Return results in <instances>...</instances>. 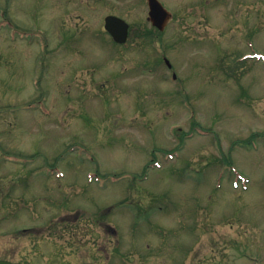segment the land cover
<instances>
[{"label":"rangeland","instance_id":"374dc122","mask_svg":"<svg viewBox=\"0 0 264 264\" xmlns=\"http://www.w3.org/2000/svg\"><path fill=\"white\" fill-rule=\"evenodd\" d=\"M162 1L0 0V258L264 264V0Z\"/></svg>","mask_w":264,"mask_h":264},{"label":"water","instance_id":"95a60500","mask_svg":"<svg viewBox=\"0 0 264 264\" xmlns=\"http://www.w3.org/2000/svg\"><path fill=\"white\" fill-rule=\"evenodd\" d=\"M149 6L148 19L153 25L163 30L172 18V13L160 0H147ZM105 28L117 42H125L129 33V24L115 15H108L105 19ZM168 62V60H167ZM169 63V62H168ZM0 264H23L10 260L0 259Z\"/></svg>","mask_w":264,"mask_h":264}]
</instances>
